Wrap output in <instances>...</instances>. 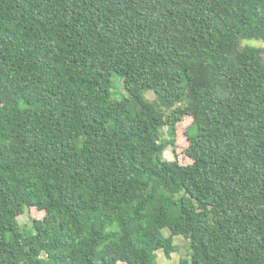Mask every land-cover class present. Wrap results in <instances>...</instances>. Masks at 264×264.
I'll use <instances>...</instances> for the list:
<instances>
[{"label":"trees","instance_id":"obj_1","mask_svg":"<svg viewBox=\"0 0 264 264\" xmlns=\"http://www.w3.org/2000/svg\"><path fill=\"white\" fill-rule=\"evenodd\" d=\"M174 236L179 264H264V0H0V264H157Z\"/></svg>","mask_w":264,"mask_h":264},{"label":"rangeland","instance_id":"obj_2","mask_svg":"<svg viewBox=\"0 0 264 264\" xmlns=\"http://www.w3.org/2000/svg\"><path fill=\"white\" fill-rule=\"evenodd\" d=\"M251 45L255 47H261L263 46L262 42L259 41H242V45ZM125 96V90L122 87V82L119 78V76L114 75L113 76V88H112V98L114 99H122ZM144 99L148 101L154 100V93L152 91H146L143 93ZM165 130V139H168V136L166 134ZM179 140V138L177 139ZM181 146L178 145L177 149L175 150V154L172 152L173 150L169 147L164 153L163 156L166 160L171 161L175 158H180L183 162H188L183 156ZM181 155V156H180ZM176 156V157H175ZM32 218H41V214L35 210L27 211L25 214H22L17 218L18 223L21 226H25V231H28L31 227V219ZM28 234V232H26ZM163 235H167V231L163 230ZM173 245L175 246V251L171 254L170 258H166L164 254L159 251L157 252V264H179L180 261H187L189 260V244L187 240H185L182 236H174L173 237Z\"/></svg>","mask_w":264,"mask_h":264}]
</instances>
